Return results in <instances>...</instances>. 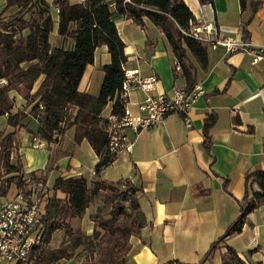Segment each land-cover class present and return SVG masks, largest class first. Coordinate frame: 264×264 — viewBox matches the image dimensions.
Wrapping results in <instances>:
<instances>
[{
	"label": "crops",
	"instance_id": "0c3cea01",
	"mask_svg": "<svg viewBox=\"0 0 264 264\" xmlns=\"http://www.w3.org/2000/svg\"><path fill=\"white\" fill-rule=\"evenodd\" d=\"M44 1L49 5L53 23L51 47L71 49L73 40L57 35L58 9L53 6L54 0ZM67 1L71 5H84L89 0ZM182 1L192 13L195 25L210 24L226 39L244 41L242 24L250 20L247 41L252 47L263 48L262 59L254 61L255 57L246 53L207 48L204 70L190 55L196 69V86L203 91L187 113L190 126L186 127L184 118L174 114L157 127L137 135L125 130V142L130 149L121 150L114 162L102 170L100 178L107 183L127 180L140 189L134 198L143 227L138 236L129 239L126 264H198L238 217L237 202L246 191L250 196L260 191L257 185L247 184L246 178L264 171V0L255 13L248 3L242 11L239 0ZM114 24L124 44L127 59L124 69L136 71L139 78L157 79L154 91L137 89L129 93L126 110L130 115L143 116L139 107L148 95L169 96L175 89H185L186 83L181 71L174 70L175 58L165 36L152 22L143 18L142 25H137L131 19L118 16ZM109 63L106 46L96 48L78 92L97 97L104 76L102 69ZM9 95L15 112L22 111L30 118L32 106L22 95L15 91ZM111 110L112 105L108 104L101 118L108 119ZM210 114L215 115L216 121L209 131L210 142L206 148L203 127ZM32 121L33 127L27 121L26 127L16 129L10 163L19 168V173L45 181L51 196L58 178H83L91 187L96 180L95 166L99 159L89 144L83 141L75 145L71 128L55 137L56 142L43 141L42 147L36 149L32 139L38 124ZM12 131L10 128L9 132ZM15 175L6 174L8 182ZM87 212L79 226L89 236L93 222ZM60 234L57 230L52 242L61 238ZM227 248L233 249L245 264H264V204L247 216L240 234L225 239L202 264H221ZM81 262L72 258L56 264Z\"/></svg>",
	"mask_w": 264,
	"mask_h": 264
},
{
	"label": "trees",
	"instance_id": "16d2710c",
	"mask_svg": "<svg viewBox=\"0 0 264 264\" xmlns=\"http://www.w3.org/2000/svg\"><path fill=\"white\" fill-rule=\"evenodd\" d=\"M239 3L242 11L248 3L251 12L255 13L262 0H239ZM15 6L19 8V14L29 12L30 19L26 21L18 15L8 22L0 21V117L6 116L7 126L13 129L9 133L0 130V165H3L5 174L19 173V168L10 163L14 134L16 129L26 127L30 120L38 124L33 135L47 143L56 142L55 137L73 128L74 144L78 146L86 141L99 159L95 166L96 180L91 187L83 178H58L54 182V194L43 206L42 246H47L52 235L62 226L65 240L57 249L47 252L42 247L36 249L35 264L70 260L78 249L86 253L83 264H126L129 239L138 236L143 227L139 205L134 198L140 189L127 180L107 183L100 178L102 170L117 156L108 151L109 122L100 115L108 104L112 105L111 115L117 118L124 115L125 109L118 93L127 59L114 19L122 16L137 25H142L143 18L152 22L165 36L186 83L185 89L191 91L196 84V69L189 56L202 69L207 67V48L181 32L193 21V15L182 0H89L84 5L54 0L53 6L58 9L57 35L70 37L74 42L71 49H65L51 47L49 43L53 23L49 5L44 0H7L6 9ZM249 22L242 24L244 41H247ZM72 25H75L74 30ZM101 46H106L110 63L102 69L104 76L99 95L92 97L78 92V85L85 68L93 62L96 48ZM38 81L39 86L32 93ZM12 91L22 95L32 106L30 118L22 111L13 112L14 101L9 95ZM38 113L40 117L36 119ZM215 121L213 114L205 119L203 136L206 148ZM250 182L260 191L251 196L246 191L243 199L237 202L238 217L198 264L206 261L225 239L240 234L247 216L264 204V171L248 175L246 183ZM58 193L64 198H58ZM100 196L102 206L109 208V217L103 220L97 216L93 220L97 225L91 235L65 225L68 219L81 218L94 199ZM221 264L245 263L233 249L227 248Z\"/></svg>",
	"mask_w": 264,
	"mask_h": 264
},
{
	"label": "built area",
	"instance_id": "2783aa9c",
	"mask_svg": "<svg viewBox=\"0 0 264 264\" xmlns=\"http://www.w3.org/2000/svg\"><path fill=\"white\" fill-rule=\"evenodd\" d=\"M182 34L202 46L216 50L224 48L228 53H246L253 55L254 61L261 60L262 47H252L248 41H236L220 36L216 27L210 24L195 25L188 23ZM174 70L180 71L174 63ZM157 79L154 76L139 78L136 71L124 69V79L118 93L123 105L128 102L129 93L133 90H142L150 93L154 91ZM203 94L200 87L195 86L191 91L175 89L172 94L148 95L140 105L143 116H133L124 109L121 118H108L109 143L108 151L117 155L121 150H129L130 145L125 142V130L134 135L162 124L169 116L177 114L184 118L186 127L190 126L187 113L196 97ZM39 111L42 107L39 106ZM40 113L36 119H39ZM33 147H42L40 138H33ZM18 183H9L3 177V186L10 197L0 194V264H35L36 249L42 246L44 226L42 224L43 206L51 197L50 189L45 181L31 175L16 173Z\"/></svg>",
	"mask_w": 264,
	"mask_h": 264
},
{
	"label": "rangeland",
	"instance_id": "374dc122",
	"mask_svg": "<svg viewBox=\"0 0 264 264\" xmlns=\"http://www.w3.org/2000/svg\"><path fill=\"white\" fill-rule=\"evenodd\" d=\"M6 2H7V0H0V21L1 22H8L10 19H12L13 17L18 16V15L22 16L23 19H25L26 21H28L30 19V13L29 12H23V13L19 14V8L16 6L10 8V9H6ZM13 112H15V110ZM30 121H31V125L33 127L35 122H33L32 120H30ZM0 130L4 131L5 133H9V131H10V127L7 126V117L6 116L0 117ZM2 167H3V165H0V184H1L0 185L1 186L0 194L9 196L10 195L9 187H8V191H6L5 187L3 186L4 180H1L3 177L6 176L5 169H3ZM17 180H18L17 178H14V179L10 180L9 182L15 183V182H17ZM57 197L60 199L64 198V196L60 193L57 194ZM101 198H102V196H100V198L94 199V201L92 202L90 207L87 209L88 212L85 211V212H87L88 219L92 222L97 216L101 217V219H103V220H105L109 217V208H104L102 206ZM82 217L77 218V219H68V220H66L65 225H67L68 227H70L74 231L82 232L80 230V226H79V221L82 219ZM60 225H62V224H60ZM96 225L97 224L93 222V229L96 227ZM64 230H65L64 226H62L60 229V231L62 233V234H60L61 238L57 237V239L55 238L53 242L51 239L50 243L47 246H44V245L41 246L42 249L45 252H47L49 250L55 249V247H60L61 243L65 240ZM91 234H92V232L90 233V235ZM73 258L82 260L81 264H83V263H85L87 256H86V253H81V249H78L77 251L74 252Z\"/></svg>",
	"mask_w": 264,
	"mask_h": 264
}]
</instances>
